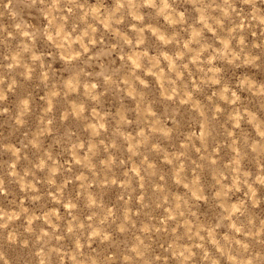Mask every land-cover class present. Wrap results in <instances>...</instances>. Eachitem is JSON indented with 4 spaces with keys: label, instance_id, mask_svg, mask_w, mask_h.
Returning <instances> with one entry per match:
<instances>
[{
    "label": "clouds",
    "instance_id": "9594fccd",
    "mask_svg": "<svg viewBox=\"0 0 264 264\" xmlns=\"http://www.w3.org/2000/svg\"><path fill=\"white\" fill-rule=\"evenodd\" d=\"M0 264H264V0H0Z\"/></svg>",
    "mask_w": 264,
    "mask_h": 264
}]
</instances>
